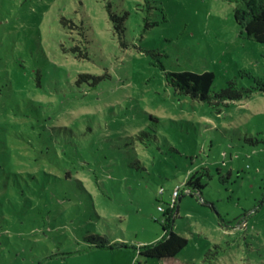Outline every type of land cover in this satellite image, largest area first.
Instances as JSON below:
<instances>
[{"label": "rangeland", "instance_id": "1", "mask_svg": "<svg viewBox=\"0 0 264 264\" xmlns=\"http://www.w3.org/2000/svg\"><path fill=\"white\" fill-rule=\"evenodd\" d=\"M238 5L264 0H0V264H264V44ZM182 71L252 92L193 100ZM177 187L188 245L146 259Z\"/></svg>", "mask_w": 264, "mask_h": 264}, {"label": "trees", "instance_id": "2", "mask_svg": "<svg viewBox=\"0 0 264 264\" xmlns=\"http://www.w3.org/2000/svg\"><path fill=\"white\" fill-rule=\"evenodd\" d=\"M240 2V1H239ZM238 2V3H239ZM241 4V2L239 3ZM238 5L235 9V17L238 23L243 26L245 34L250 39L264 44V6H261L256 15L249 19L246 23L241 20L243 17L239 10ZM216 79V75L213 71H205L202 73L192 71L182 72H171L168 74V82L174 88L175 92L179 95L188 96L193 100L200 102L211 103L214 99L221 100H241L244 96H248L252 92L251 89H243L242 92L235 90L234 83H230L227 88L222 90L220 93L211 95V88ZM262 91L264 89H261ZM153 118V116H151ZM231 171L226 177L220 176V179L224 181L228 180ZM185 192L190 195H196L198 199L205 200L203 198V183L201 175L191 173L185 183ZM184 192V193H185ZM174 209H168L166 212L165 223L167 225L166 234L158 241L141 246L139 248V255L146 259L161 260L163 263H172L180 252L188 245V239L174 230V224L171 222L175 221L178 213L177 202H175ZM173 214L175 216H173ZM91 244L96 247H110V243L102 237L90 238Z\"/></svg>", "mask_w": 264, "mask_h": 264}, {"label": "built area", "instance_id": "3", "mask_svg": "<svg viewBox=\"0 0 264 264\" xmlns=\"http://www.w3.org/2000/svg\"><path fill=\"white\" fill-rule=\"evenodd\" d=\"M165 190L162 188L160 193L164 194ZM180 196V187H177V189L173 192V198H174V203L172 205H170V209H174L175 208V201L176 199ZM161 211H165L164 208L160 207Z\"/></svg>", "mask_w": 264, "mask_h": 264}]
</instances>
